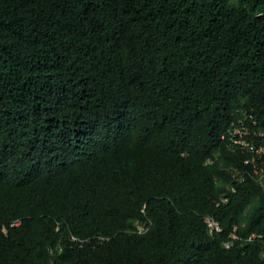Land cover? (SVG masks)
<instances>
[{
	"label": "trees",
	"instance_id": "1",
	"mask_svg": "<svg viewBox=\"0 0 264 264\" xmlns=\"http://www.w3.org/2000/svg\"><path fill=\"white\" fill-rule=\"evenodd\" d=\"M240 120L264 0H0V264H264Z\"/></svg>",
	"mask_w": 264,
	"mask_h": 264
},
{
	"label": "built area",
	"instance_id": "2",
	"mask_svg": "<svg viewBox=\"0 0 264 264\" xmlns=\"http://www.w3.org/2000/svg\"><path fill=\"white\" fill-rule=\"evenodd\" d=\"M234 134L239 135V140H233V144H239L241 148L252 154V157L245 160V164L251 166L252 177L255 181L263 183L264 181V148L256 147L250 141L244 139L249 135V131L243 126V124L237 126L234 129ZM209 225L212 228L218 229V226L214 221H211Z\"/></svg>",
	"mask_w": 264,
	"mask_h": 264
},
{
	"label": "clouds",
	"instance_id": "3",
	"mask_svg": "<svg viewBox=\"0 0 264 264\" xmlns=\"http://www.w3.org/2000/svg\"><path fill=\"white\" fill-rule=\"evenodd\" d=\"M252 123L255 124V120H252ZM241 124H243V126L249 131V135L246 136V137H244V139L247 140V141H250L253 145H255V144H254V141H253L252 139H250V137L252 136V133L250 132L249 127L245 125V122H244L243 120H240V121H239L238 126L241 125ZM236 127H237V126H236ZM236 127L231 128L232 130H231L230 133L232 134V136L229 138V139H230V144H229V146L239 148L242 152L250 153V152L246 151L245 149L241 148L239 144H233V140H237V139L239 140V138H240L239 135H235V134H234V129H235ZM259 134H260V132H258V133H253V136H255V135H259ZM224 137H225V136H223L222 138H224ZM255 146H256L257 148H258V147H263V146H261V145H255ZM263 148H264V147H263ZM250 157H252V154H251V153H250ZM250 157H246V158L244 159V162H245L246 159H249ZM244 165H246V164L244 163ZM246 166H247V165H246ZM248 166H249V165H248ZM259 183H260V182H259ZM260 184H263V183H260ZM226 201H227V199L224 198V199H223V202H226ZM211 221H214V222L216 223V225L218 226V229L212 228V227L209 225V223H210ZM205 222H206V224H207V227H208V230H209L210 233L220 232V227H219L218 223H217L212 217H206ZM19 224H20V222H19V220H18V221H16V222H14V223L12 224V226H18ZM136 225H137V224H136ZM140 226H141V225H137V228L140 229V230H143V226H141V227H140ZM252 238H253V237H250L248 240L250 241ZM232 239H236V237L233 235V236H232ZM73 240H75V238H73ZM230 245H231V242H228V243L225 244V247H226V248H229Z\"/></svg>",
	"mask_w": 264,
	"mask_h": 264
},
{
	"label": "rangeland",
	"instance_id": "4",
	"mask_svg": "<svg viewBox=\"0 0 264 264\" xmlns=\"http://www.w3.org/2000/svg\"><path fill=\"white\" fill-rule=\"evenodd\" d=\"M141 227V226H140Z\"/></svg>",
	"mask_w": 264,
	"mask_h": 264
}]
</instances>
